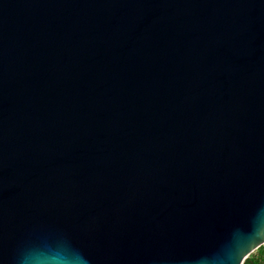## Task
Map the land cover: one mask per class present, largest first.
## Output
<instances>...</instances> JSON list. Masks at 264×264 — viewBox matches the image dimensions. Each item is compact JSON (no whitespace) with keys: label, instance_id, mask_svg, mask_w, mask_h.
<instances>
[{"label":"water","instance_id":"water-1","mask_svg":"<svg viewBox=\"0 0 264 264\" xmlns=\"http://www.w3.org/2000/svg\"><path fill=\"white\" fill-rule=\"evenodd\" d=\"M264 230V0H0V264H226Z\"/></svg>","mask_w":264,"mask_h":264},{"label":"clouds","instance_id":"clouds-1","mask_svg":"<svg viewBox=\"0 0 264 264\" xmlns=\"http://www.w3.org/2000/svg\"><path fill=\"white\" fill-rule=\"evenodd\" d=\"M255 264H264V230H253L249 235L236 239L226 251V264H250L257 253ZM22 264H85L83 257L70 251L34 250L23 259ZM221 264H225L221 261Z\"/></svg>","mask_w":264,"mask_h":264},{"label":"trees","instance_id":"trees-1","mask_svg":"<svg viewBox=\"0 0 264 264\" xmlns=\"http://www.w3.org/2000/svg\"><path fill=\"white\" fill-rule=\"evenodd\" d=\"M259 255H261V253H258L256 256H254V257L252 258V261L250 262V264H255V261H256V259H257V257H258Z\"/></svg>","mask_w":264,"mask_h":264},{"label":"rangeland","instance_id":"rangeland-1","mask_svg":"<svg viewBox=\"0 0 264 264\" xmlns=\"http://www.w3.org/2000/svg\"><path fill=\"white\" fill-rule=\"evenodd\" d=\"M258 253H259V252H258ZM258 253H257V254H258ZM257 254H256V255H257Z\"/></svg>","mask_w":264,"mask_h":264}]
</instances>
